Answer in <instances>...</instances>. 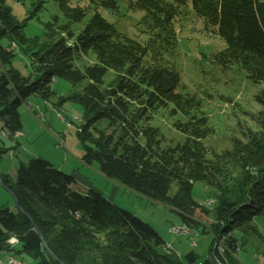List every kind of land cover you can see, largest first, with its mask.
Returning <instances> with one entry per match:
<instances>
[{"label":"trees","instance_id":"16d2710c","mask_svg":"<svg viewBox=\"0 0 264 264\" xmlns=\"http://www.w3.org/2000/svg\"><path fill=\"white\" fill-rule=\"evenodd\" d=\"M78 1L83 0H59L67 19L59 26L60 35L47 32L48 39L28 52L31 38L6 0H0L2 129L21 131V105L31 95L49 101L55 93L52 82L68 81L74 90L59 96L58 103L71 100L82 106L77 129L81 160L95 163L102 175L126 189L168 205L191 227L199 224L193 218L196 208L203 207L192 198L193 183L215 186L219 193L213 218L204 227L211 234L205 261L241 264L234 256L239 243L232 232L254 227L253 219L264 216V115L259 117L260 129L250 132L248 140L234 138L231 148L212 150L204 142L211 129L201 98L179 89L181 74L169 56L177 47L176 21L190 9L202 19L204 31L224 43L212 54L213 61L224 68L239 67L251 81L264 84V1L129 0L127 10L141 12L144 40L120 31L107 16L119 13L121 0H85L89 6ZM87 10V21L71 30ZM12 45L30 55L31 73L13 66ZM81 52L94 57L83 67L74 62ZM108 71L113 76L105 82ZM256 99L264 108V88ZM161 107L185 117L176 124L185 137L174 145H164L158 126L148 123L149 113ZM234 163L242 169L239 186H223ZM2 182L19 208L0 206L1 254L28 255L41 264L182 263L165 251L164 239L149 222L95 188L74 186L71 173L44 157L21 162L16 177L4 174ZM172 183L176 189L169 194ZM10 236L17 242L10 244ZM186 258L198 255L189 251Z\"/></svg>","mask_w":264,"mask_h":264},{"label":"rangeland","instance_id":"374dc122","mask_svg":"<svg viewBox=\"0 0 264 264\" xmlns=\"http://www.w3.org/2000/svg\"><path fill=\"white\" fill-rule=\"evenodd\" d=\"M128 1H120L119 13L106 14L120 31L144 40L146 37L141 32L142 27L139 24L141 12L127 10ZM78 2L89 6L88 1ZM6 3L11 7L15 18L23 24L22 31L31 38L27 46L28 52L36 44L48 39L50 35L47 32L56 30L55 37H58L61 33L59 26L67 22L59 0H6ZM90 15L91 10H87L80 23L70 26L71 30H79ZM176 27L180 30L177 47L169 57L181 74L179 89L201 98L202 111L205 112L211 129L204 139L205 144L212 150L222 152L232 147L234 138L248 140L247 135L250 132L260 129L259 117L264 115V108L257 101L256 95L264 88V84L251 81L247 78L246 72L239 67L224 68L213 61L212 54L223 47L224 43L219 37L205 32L202 19L190 9L185 16L176 21ZM4 43L7 44L6 40ZM12 46L16 51L13 66L23 74L31 73L30 55L18 46ZM93 58L91 52H81L76 54L74 62L83 67L92 62ZM112 76V71H108L104 76L105 82ZM52 88L55 93L49 101L31 95L21 105L23 128L20 132L11 134L5 129L7 135H2L3 121L0 118V172L4 171L15 178L20 163H27L29 158L36 156L48 159L68 173L74 168L106 197L112 195L114 202L149 222L165 243H172L174 251L172 255L179 258L181 264L187 262L186 254L189 251H194L198 259L207 258L211 234L204 227L209 223V219L213 218L218 189L203 181L194 182L191 188L192 198L203 206L196 208L193 217L199 221L194 227L195 237L172 233L169 230L171 225L183 223L177 211L164 203L151 201L105 177L99 173L95 163L91 166L81 163L83 146L77 137V129L82 119V106L71 100L58 103L59 96H66L74 90L68 81L57 78L52 82ZM179 119L185 120V117L179 113H171L169 108L161 107L149 113L148 123L158 126L164 135V145H174L185 137L176 126ZM241 177L242 169L239 163L230 164L226 178L222 179L223 186H239ZM80 182L77 181L79 184ZM114 187L117 188L116 191ZM175 189L176 184L172 183L169 194H173ZM6 193L9 192L0 183V194ZM12 202V205H2H11V209L16 210L14 200ZM252 223L255 224L254 227H237L232 232L239 243V249L234 256L241 264H264V216L255 217ZM161 250L164 252L163 248ZM176 251L180 256L176 255ZM8 254L27 264L38 262V259L28 255H25L26 259H22L19 254L11 252Z\"/></svg>","mask_w":264,"mask_h":264},{"label":"built area","instance_id":"2783aa9c","mask_svg":"<svg viewBox=\"0 0 264 264\" xmlns=\"http://www.w3.org/2000/svg\"><path fill=\"white\" fill-rule=\"evenodd\" d=\"M169 230L176 235L177 234H188L191 238L193 235L191 231H188V229H182L180 225H171L169 227ZM8 242L10 244H14L17 242V238L14 236H10V238L8 239ZM166 248L173 249L172 243L169 242ZM0 264H27V263L24 262L23 260L14 258V256L9 255L8 253L7 254L0 253ZM186 264H208V261H205V259L201 260V259L195 258L193 260H187Z\"/></svg>","mask_w":264,"mask_h":264},{"label":"crops","instance_id":"0c3cea01","mask_svg":"<svg viewBox=\"0 0 264 264\" xmlns=\"http://www.w3.org/2000/svg\"><path fill=\"white\" fill-rule=\"evenodd\" d=\"M20 132V131H19ZM11 151H9V153H10ZM80 160H81V156H80ZM81 163L82 164H84V165H87V164H85L82 160H81ZM87 166H91V165H87ZM99 171V170H98ZM99 173H100V171H99ZM4 174H6L4 171H2V172H0V177L2 178L3 177V175ZM71 174L73 175V177H74V186H78V187H80L81 189H83V190H86V189H89V187H91V188H94L93 186H92V184L85 178V176L84 175H82L78 170H76V169H72V172H71ZM77 174V175H76ZM81 181L80 182V184L79 183H77V181ZM96 190H98V191H100L101 193H102V191L100 190V189H98V188H95ZM116 187H114V191H116ZM111 200H113V196L111 195L110 197H109ZM13 199V197H12V195L10 194V193H6V194H0V206L2 205V204H11V203H13L12 200ZM12 205V204H11ZM11 205H8V206H10L11 207ZM20 257H22V259H26V258H24L23 256H21V255H19ZM35 264H41V263H39V262H37V263H35Z\"/></svg>","mask_w":264,"mask_h":264},{"label":"bare ground","instance_id":"6f19581e","mask_svg":"<svg viewBox=\"0 0 264 264\" xmlns=\"http://www.w3.org/2000/svg\"><path fill=\"white\" fill-rule=\"evenodd\" d=\"M16 133H17V132H16ZM1 134H2V135H7L6 131H4V130H2ZM179 225L181 226L182 229H188V231H191V232L193 233L192 238L195 237V233H196V232H195L194 227H191L190 225H188V224H186V223H182V224H179ZM167 246H168V243H165V245H164V249H165V251H166L167 253H170V254L174 253L173 249H167V248H166ZM218 249H219L220 251H222V247H221V246H218ZM176 255H177V256H180V253H179L178 251H176ZM184 264H186V262H185ZM208 264H227V263L222 262V261H220V260H218V259H214V258H212V259L208 260Z\"/></svg>","mask_w":264,"mask_h":264},{"label":"water","instance_id":"95a60500","mask_svg":"<svg viewBox=\"0 0 264 264\" xmlns=\"http://www.w3.org/2000/svg\"><path fill=\"white\" fill-rule=\"evenodd\" d=\"M0 183L3 185V187L12 195V197H13V200H14V204H15V206H16V208H19V205H18V203H17V200H16V197L14 196V194H13V192L10 190V189H8L4 184H3V182H2V178H0ZM34 229L37 231V233L39 234V236H40V238H41V240H42V243L44 244V246H46L47 248H48V246H47V244H46V241H45V239H44V237H43V235H42V233H41V231L36 227V226H34ZM62 264H64L63 262H62Z\"/></svg>","mask_w":264,"mask_h":264}]
</instances>
